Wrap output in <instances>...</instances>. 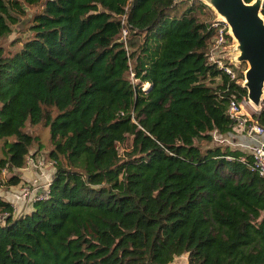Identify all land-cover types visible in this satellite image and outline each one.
Masks as SVG:
<instances>
[{
	"label": "trees",
	"instance_id": "16d2710c",
	"mask_svg": "<svg viewBox=\"0 0 264 264\" xmlns=\"http://www.w3.org/2000/svg\"><path fill=\"white\" fill-rule=\"evenodd\" d=\"M213 12L0 0V41L19 31L0 45V189L23 183L28 123L50 127L56 170L30 213L0 195V264H264V178L215 143L248 68L232 80L208 62ZM253 118L264 127V99Z\"/></svg>",
	"mask_w": 264,
	"mask_h": 264
},
{
	"label": "water",
	"instance_id": "95a60500",
	"mask_svg": "<svg viewBox=\"0 0 264 264\" xmlns=\"http://www.w3.org/2000/svg\"><path fill=\"white\" fill-rule=\"evenodd\" d=\"M207 4L230 26L240 53L238 62L247 64L244 87L248 99L262 108L264 99V0H208Z\"/></svg>",
	"mask_w": 264,
	"mask_h": 264
},
{
	"label": "rangeland",
	"instance_id": "374dc122",
	"mask_svg": "<svg viewBox=\"0 0 264 264\" xmlns=\"http://www.w3.org/2000/svg\"><path fill=\"white\" fill-rule=\"evenodd\" d=\"M203 2L207 3L208 0H202ZM212 8V7H211ZM213 9V8H212ZM33 11V10H32ZM213 14H211L210 17V22L212 23L214 19L217 17L216 11L213 9ZM25 21H22L20 27L24 28ZM19 36V31L16 30L15 34L11 35L10 38L3 39L0 41V45H3L4 47H10V44L12 43L13 40H15ZM237 42L234 41L233 39L230 40V46L228 49V61L233 63V65L238 69V72L244 71L245 68H249L247 64H240L238 62V56L240 55L238 48H237ZM244 65V66H241ZM246 65V66H245ZM252 105V106H251ZM244 108V113H248L250 115L257 114V111H259V107L255 106L250 102L249 99L246 100V102L243 104ZM254 107V108H253ZM26 131L30 134H32L35 137H38V140L36 141V144L32 148V152L30 154L29 158V164H28V169L26 168V172L29 173H35V177L31 179L30 182H24L22 185L18 187V191H12L10 188H5V189H0V194L5 196H8L7 194H13V195H18V192L22 194L27 201H25V205H19L16 202V211H15V216L17 215H23L26 214L27 212L29 213L30 210L32 209V206H34L35 201L31 198V196H25L24 190L27 189L28 187L30 188L31 191H35L38 187H41L43 189L42 191H45L47 189V185L50 183V177L51 175H54L55 173V166L47 168V175L48 177L42 179H38V172L36 170V166L39 164L40 161L45 160L47 163L49 162H54L50 158V151L52 150L53 146L51 143V132H50V127H44L43 125H31L27 124L26 126ZM245 133L240 131L238 128H234L231 132L226 133L224 135H215V143L222 145V146H227L230 149L234 150H240L241 151V146L244 145L246 141L245 138ZM253 151V148L251 149ZM251 153V152H250ZM248 153V154H250ZM24 170V169H23ZM19 174H21V171H18ZM25 172H23L24 174ZM5 177L8 175L7 172H4L3 174ZM36 180L41 181L39 184H36ZM29 190V191H30ZM44 192H41L40 195L42 196ZM28 198L31 199V201H28ZM12 199L15 200V198L12 196ZM16 201V200H15ZM34 201V202H33ZM32 211V210H31ZM6 215L1 214L0 215V222L3 223ZM171 264H188V255H183L181 257L176 258Z\"/></svg>",
	"mask_w": 264,
	"mask_h": 264
},
{
	"label": "built area",
	"instance_id": "2783aa9c",
	"mask_svg": "<svg viewBox=\"0 0 264 264\" xmlns=\"http://www.w3.org/2000/svg\"><path fill=\"white\" fill-rule=\"evenodd\" d=\"M211 27L214 29V38L208 52V62L212 65H216L217 68L222 70L227 74L232 80H236L237 73L234 69L233 63L229 62L228 59V49L230 46V38L234 41V37L231 33L230 26L221 18L218 14L214 21L211 23ZM127 31H124V37H126ZM246 73V71L244 72ZM245 83V82H244ZM247 99H244L243 102H238L232 100L229 107V115L236 123V128L240 129L250 138H261L264 137V127L260 126L256 119L253 116H246L243 114V104ZM260 140V139H259ZM229 161H233V157H227ZM239 160L250 169L251 172L258 175L260 178H264V141H258V143L253 147V151L247 156H241ZM54 162L47 163L45 160L40 161L36 166L38 172V179H42L47 174V168L54 167ZM6 172V171H4ZM36 184H39L40 181L36 180ZM51 184L47 185V189L43 191L41 196L38 187L35 191H31L28 187L24 190L26 193L25 196H31L34 198V201L40 199H46L48 197V188ZM30 190V191H29ZM7 216V215H6Z\"/></svg>",
	"mask_w": 264,
	"mask_h": 264
},
{
	"label": "crops",
	"instance_id": "0c3cea01",
	"mask_svg": "<svg viewBox=\"0 0 264 264\" xmlns=\"http://www.w3.org/2000/svg\"><path fill=\"white\" fill-rule=\"evenodd\" d=\"M254 108V107H253ZM260 109H259V111L261 110V107H259ZM259 111H257V113L259 112ZM243 114L244 115H246V116H253V115H250V114H246V113H244V110H243ZM245 138H246V141L245 142H243V143H245L244 145H242L241 147V151L242 152H244V153H246V154H248V153H252V151H251V149L258 143V141H264V137H261V138H250V137H248L247 135H245ZM260 139V140H259ZM250 153V154H251ZM249 155V154H248ZM28 169V168H27ZM21 171V174H20V176H21V178L23 179V183L24 182H30L31 181V179H33V178H36L35 177V173H29V172H26V169H24V170H20ZM23 172H25L24 174H23ZM46 178L48 177V175L46 174V176H45ZM44 177V178H45ZM44 178H42V180L44 179ZM52 179H53V175H51V177H50V181H52ZM42 180L40 181V182H42ZM22 183V184H23ZM21 184V185H22ZM18 187L19 186H17V187H12V188H10L11 189V192L14 190V191H18ZM43 189H39V191H38V193L39 192H43L42 191ZM10 192V193H11ZM10 193H8L7 195L8 196H3V195H1L6 201H8V202H10V203H12L13 205H14V207H15V211H16V202H17V204H19V205H25V201H27L26 199H25V197L22 195V194H20V192H18V195H13V194H10ZM12 196L15 198V200L14 199H12ZM33 200H34V198L33 197H31ZM28 201H31V199L30 198H28ZM34 202V201H33ZM33 209H34V206H32V211H33ZM31 210H30V212H31ZM29 212V213H30ZM28 213V212H27ZM17 216H20V215H17Z\"/></svg>",
	"mask_w": 264,
	"mask_h": 264
},
{
	"label": "bare ground",
	"instance_id": "6f19581e",
	"mask_svg": "<svg viewBox=\"0 0 264 264\" xmlns=\"http://www.w3.org/2000/svg\"><path fill=\"white\" fill-rule=\"evenodd\" d=\"M219 15V14H218ZM220 16V15H219ZM221 17V16H220ZM222 18V17H221ZM224 19V18H223ZM252 106V105H251Z\"/></svg>",
	"mask_w": 264,
	"mask_h": 264
}]
</instances>
